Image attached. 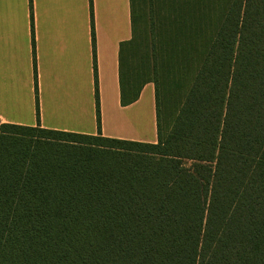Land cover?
Returning a JSON list of instances; mask_svg holds the SVG:
<instances>
[{
	"label": "trees",
	"instance_id": "trees-1",
	"mask_svg": "<svg viewBox=\"0 0 264 264\" xmlns=\"http://www.w3.org/2000/svg\"><path fill=\"white\" fill-rule=\"evenodd\" d=\"M189 1L147 19L189 41L140 46L130 0L120 103L153 84L155 143L0 127V264H264V0Z\"/></svg>",
	"mask_w": 264,
	"mask_h": 264
},
{
	"label": "crops",
	"instance_id": "crops-1",
	"mask_svg": "<svg viewBox=\"0 0 264 264\" xmlns=\"http://www.w3.org/2000/svg\"><path fill=\"white\" fill-rule=\"evenodd\" d=\"M131 39L130 0H0V124L155 143L153 84L120 103Z\"/></svg>",
	"mask_w": 264,
	"mask_h": 264
},
{
	"label": "rangeland",
	"instance_id": "rangeland-1",
	"mask_svg": "<svg viewBox=\"0 0 264 264\" xmlns=\"http://www.w3.org/2000/svg\"><path fill=\"white\" fill-rule=\"evenodd\" d=\"M191 1L189 0H134V9H135V41L137 44L144 45L148 44L150 41H154L158 38V43H169L174 41H182L186 42L190 39L185 34V31L188 30L186 26H179L178 28L171 26L167 22V28L164 27V23H162V26L164 27L163 30L157 31V33L152 32V22L149 19V15L154 14V16H157L158 19V13L168 12L172 8L173 11H178L182 16L188 13L189 7H184V9H180V6L190 5ZM204 3H201L199 7L204 5ZM188 10V11H187ZM168 30L169 33L166 36V31ZM139 53V48L129 47L125 50V58L127 63L132 60H135L136 54ZM170 74L166 71L159 72L158 77L164 84V87L166 89H169L167 87V83L169 82L168 79H171L169 76Z\"/></svg>",
	"mask_w": 264,
	"mask_h": 264
},
{
	"label": "built area",
	"instance_id": "built-area-1",
	"mask_svg": "<svg viewBox=\"0 0 264 264\" xmlns=\"http://www.w3.org/2000/svg\"><path fill=\"white\" fill-rule=\"evenodd\" d=\"M2 125L0 124V127H1Z\"/></svg>",
	"mask_w": 264,
	"mask_h": 264
}]
</instances>
